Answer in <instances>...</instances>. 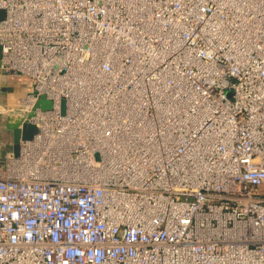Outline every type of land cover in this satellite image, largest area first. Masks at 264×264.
<instances>
[{"label": "built area", "instance_id": "2783aa9c", "mask_svg": "<svg viewBox=\"0 0 264 264\" xmlns=\"http://www.w3.org/2000/svg\"><path fill=\"white\" fill-rule=\"evenodd\" d=\"M33 81L0 170V264H264V0H0Z\"/></svg>", "mask_w": 264, "mask_h": 264}, {"label": "water", "instance_id": "95a60500", "mask_svg": "<svg viewBox=\"0 0 264 264\" xmlns=\"http://www.w3.org/2000/svg\"><path fill=\"white\" fill-rule=\"evenodd\" d=\"M5 16V11L0 9V20ZM1 50V47H0ZM0 91L12 95L11 102L5 103L0 108V129L9 132L5 140L11 149L6 158L16 157L19 153L20 141L30 139L36 132V127L30 123V118L35 115V110L45 111L50 109L51 102L44 95H38L33 106H23L19 100L32 93L33 81L26 76L0 66Z\"/></svg>", "mask_w": 264, "mask_h": 264}, {"label": "rangeland", "instance_id": "374dc122", "mask_svg": "<svg viewBox=\"0 0 264 264\" xmlns=\"http://www.w3.org/2000/svg\"><path fill=\"white\" fill-rule=\"evenodd\" d=\"M12 95L3 93L0 91V108L7 102H11ZM1 114H0V121H1ZM9 132L6 130L0 129V170L5 164L6 161V154L10 151L11 146L8 141L5 140V137H8Z\"/></svg>", "mask_w": 264, "mask_h": 264}]
</instances>
